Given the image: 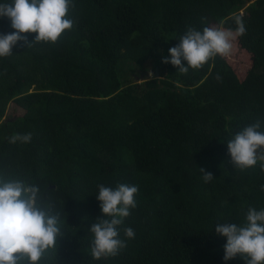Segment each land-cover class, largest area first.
I'll return each mask as SVG.
<instances>
[{
  "label": "trees",
  "instance_id": "16d2710c",
  "mask_svg": "<svg viewBox=\"0 0 264 264\" xmlns=\"http://www.w3.org/2000/svg\"><path fill=\"white\" fill-rule=\"evenodd\" d=\"M237 16L246 34L229 54L187 74L163 63L189 26L235 31ZM68 18L55 44L21 33L27 40L0 57V178L38 186L63 233L39 264H245L223 259L227 238L215 227L264 209V170L235 168L226 143L257 121L264 131V0H71ZM14 31L0 17V34ZM237 51L249 56L243 78L229 63ZM148 61L155 77L131 84ZM15 133L32 139L10 143ZM101 184L139 190L118 226L127 246L96 260L90 228L110 219Z\"/></svg>",
  "mask_w": 264,
  "mask_h": 264
},
{
  "label": "clouds",
  "instance_id": "9594fccd",
  "mask_svg": "<svg viewBox=\"0 0 264 264\" xmlns=\"http://www.w3.org/2000/svg\"><path fill=\"white\" fill-rule=\"evenodd\" d=\"M71 0H11L0 3V17L11 20L16 31L0 34V57L13 54V47L20 40H27L21 33H36L34 41L55 44L65 30H71L73 21L68 18ZM235 31L218 25L204 27L202 31L189 26L180 37L179 44L169 49L171 63L182 74L189 68L199 70L216 56L230 53L237 36L246 34V27L240 17H235ZM187 62V66L183 63ZM261 122L244 127L228 140L230 163L243 171L259 162L264 170V131ZM32 133H15L10 143H29ZM207 183L214 177L211 172L200 168ZM96 199L100 201L103 217L93 224L94 234L91 256L96 260L115 257L125 248L126 242L120 239L118 226L130 215V209L137 206L135 196L138 186L118 184L115 189L99 185ZM264 190V185L261 186ZM40 189L16 179L0 178V264H39L45 253L55 249L57 239L62 236L58 226L59 216L43 210L38 203ZM215 232L227 238L224 245L225 261L239 256L245 264H264V209L249 208L243 225L221 223ZM128 239L135 238V231L124 229Z\"/></svg>",
  "mask_w": 264,
  "mask_h": 264
},
{
  "label": "rangeland",
  "instance_id": "374dc122",
  "mask_svg": "<svg viewBox=\"0 0 264 264\" xmlns=\"http://www.w3.org/2000/svg\"><path fill=\"white\" fill-rule=\"evenodd\" d=\"M244 8L240 9L238 14L242 15ZM249 56L243 55L239 51H237L233 56L229 57V63L234 68L239 78H243L244 73L246 72L249 66ZM158 68L156 69L152 61H148L142 65V67H135L133 72L130 74L128 80L132 84H141L146 80H149L155 77V73H157ZM158 75V74H156ZM156 78H161L160 76H156Z\"/></svg>",
  "mask_w": 264,
  "mask_h": 264
}]
</instances>
